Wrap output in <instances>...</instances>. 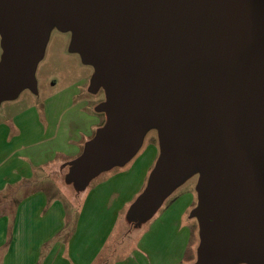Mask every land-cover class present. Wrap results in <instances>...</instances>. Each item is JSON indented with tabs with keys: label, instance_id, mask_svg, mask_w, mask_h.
<instances>
[{
	"label": "water",
	"instance_id": "95a60500",
	"mask_svg": "<svg viewBox=\"0 0 264 264\" xmlns=\"http://www.w3.org/2000/svg\"><path fill=\"white\" fill-rule=\"evenodd\" d=\"M53 28L72 33L105 94L67 182L124 166L155 129L130 218L150 221L198 172L196 264H264V0H0V104L36 91Z\"/></svg>",
	"mask_w": 264,
	"mask_h": 264
},
{
	"label": "crops",
	"instance_id": "0c3cea01",
	"mask_svg": "<svg viewBox=\"0 0 264 264\" xmlns=\"http://www.w3.org/2000/svg\"><path fill=\"white\" fill-rule=\"evenodd\" d=\"M69 96L55 95L41 110L33 106L0 122V264H98L120 214L142 194L158 160V151L151 149L146 160L136 159L127 169L101 174L90 183L72 222V212L57 195V188L70 191V164L81 156L101 120L89 116V105L78 99L80 94ZM71 99L85 114L79 112L78 118L69 121L73 106L58 107ZM49 101L58 105L55 113ZM195 201L191 192L175 197L152 221L150 232L140 242L142 254L138 253L136 264L152 261L147 263L143 253L148 251L142 248L143 241L152 239L157 244L165 240L170 248L169 253L167 249L157 252V264H188L186 253L193 232L181 219ZM153 231L158 234L151 238Z\"/></svg>",
	"mask_w": 264,
	"mask_h": 264
},
{
	"label": "rangeland",
	"instance_id": "374dc122",
	"mask_svg": "<svg viewBox=\"0 0 264 264\" xmlns=\"http://www.w3.org/2000/svg\"><path fill=\"white\" fill-rule=\"evenodd\" d=\"M71 45V32H61L57 28H53L51 30L45 48L44 56L39 62L35 72L36 91L25 90L18 96L17 99L2 102L0 104V122H5L18 113H21L33 106L37 110H41L48 98L64 93L65 96L67 94L68 96L80 94L81 98L78 99H81L82 102H85L89 105V108H87L89 116H91L92 114L96 117L98 116L102 119L101 125L104 124L105 116H102L103 114H98L96 112V107L100 103L105 101V94L102 90L98 91L97 93H93L91 91V79L95 73V70L92 66L85 64L80 53L72 51ZM2 56L3 49L0 37V62ZM48 103L49 107H51L55 113L57 109L54 108H57L58 105L56 106V103L54 104L50 101ZM78 105L79 103H75V100H65L64 102H61V105H59L58 109L66 110V108H70L73 106L72 110H70V114L68 115V117H70L69 121H71L73 118H78L76 116L77 114H79V112L85 114V112L81 111L80 107H76ZM151 149H154L159 153V138L158 133L155 129L150 130L146 134L143 140L142 147L139 150L138 154L133 158L134 160L132 159L124 166H117L112 170L127 169L136 159H139L140 162L146 160L149 156V153L151 152ZM198 182L199 173L196 172L188 179H186L181 188L178 191L176 190L177 192H174L175 194L173 193V197L166 200L163 206L158 210V212L150 221L140 222V220H132L130 218V210L132 205L137 200L136 197L133 203L129 205L130 207L125 209L124 212L120 214V219L115 225V229L112 235H110L105 241L104 249L97 263L101 264L104 261L107 264H123V262L125 264L127 260L129 264H136L137 259H140L138 253L142 254V250L139 248L140 242L142 241V237H145V235L150 232L152 221H154V219L162 213V211L172 202L175 197L183 196L191 192V194L195 195L196 201L194 202L193 208L190 207L189 212L187 211L186 215H184L183 218L181 217V220L182 224L188 229L189 227H192L191 230L193 232L186 253V262L188 264H196L198 248L200 245L199 229L196 219L191 215L198 204ZM68 184L70 186V191L58 187L57 195H59L60 198L66 203V206L70 208L69 210H71L72 214L69 217H71V221L73 222V220L77 216V206L78 204L80 206L85 193H87L90 187H76L71 182H69ZM185 205H187V202H185L184 205L181 204L180 207L184 209L183 207ZM156 234H158V232L153 231V233L149 235V237L153 238ZM187 235L188 234H186V236ZM142 246L143 249L148 251V253H143V256L146 258L147 263L150 262V258L152 259L149 264H157V258L155 257L158 255L157 252H163L166 249L167 253L170 252V248H168V242L165 243V240H162L158 244L153 242V239L149 240V243L143 241ZM131 253H136V257H130ZM233 264L247 263L236 259Z\"/></svg>",
	"mask_w": 264,
	"mask_h": 264
},
{
	"label": "flooded vegetation",
	"instance_id": "af4514ba",
	"mask_svg": "<svg viewBox=\"0 0 264 264\" xmlns=\"http://www.w3.org/2000/svg\"><path fill=\"white\" fill-rule=\"evenodd\" d=\"M98 114H100V113H98ZM102 116H105L104 114L102 115ZM100 120H102L101 118H100ZM101 123H102V121H101ZM105 123V122H104ZM104 125V124H103ZM103 125H101L100 126V128L103 126ZM96 134V133H95ZM152 172V171H151ZM198 224V223H197ZM199 229V228H198Z\"/></svg>",
	"mask_w": 264,
	"mask_h": 264
}]
</instances>
